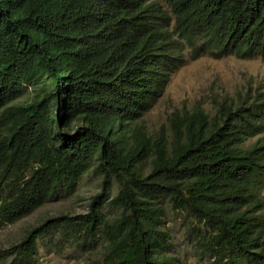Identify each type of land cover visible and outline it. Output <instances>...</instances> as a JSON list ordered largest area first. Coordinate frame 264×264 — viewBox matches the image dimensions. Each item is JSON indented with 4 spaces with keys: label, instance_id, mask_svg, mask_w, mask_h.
<instances>
[{
    "label": "trees",
    "instance_id": "16d2710c",
    "mask_svg": "<svg viewBox=\"0 0 264 264\" xmlns=\"http://www.w3.org/2000/svg\"><path fill=\"white\" fill-rule=\"evenodd\" d=\"M187 51L264 58V0H0V226L101 177L87 212L32 224L2 264L48 244L178 264L166 206L209 264H264V141L246 143L264 89L173 112L170 133L142 123Z\"/></svg>",
    "mask_w": 264,
    "mask_h": 264
},
{
    "label": "rangeland",
    "instance_id": "374dc122",
    "mask_svg": "<svg viewBox=\"0 0 264 264\" xmlns=\"http://www.w3.org/2000/svg\"><path fill=\"white\" fill-rule=\"evenodd\" d=\"M263 89V57L241 58L235 54L214 56L187 51L185 60L172 70L169 81L152 107L144 114L142 123L149 133H157L161 126L170 133L172 125L169 117L173 112L182 113L196 105L214 112L216 103L222 97ZM27 96L28 93L25 92L22 98L26 99ZM257 138L263 142L264 131L251 137L246 143H253ZM148 167L149 164L146 163V168ZM110 190L111 194H114L117 186L112 184ZM100 191L101 177L93 172L84 174L74 192L49 200L32 213L0 226V247L17 242L27 228L45 217L62 212L70 214L87 212L93 195ZM106 196L108 200L110 195ZM103 211L107 216L114 214V209L106 202ZM162 218L171 234L170 253L175 255L178 264H209L208 260L200 258L192 251L191 244L185 236L188 221L183 213L166 206ZM38 251L36 264H103V248L100 244L92 249H80L70 245L58 248L48 244L40 246Z\"/></svg>",
    "mask_w": 264,
    "mask_h": 264
}]
</instances>
